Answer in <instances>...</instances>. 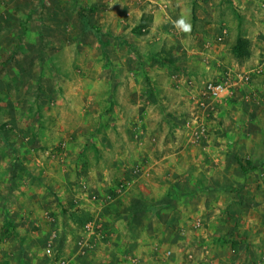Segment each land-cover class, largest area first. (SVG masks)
<instances>
[{
    "label": "rangeland",
    "instance_id": "obj_1",
    "mask_svg": "<svg viewBox=\"0 0 264 264\" xmlns=\"http://www.w3.org/2000/svg\"><path fill=\"white\" fill-rule=\"evenodd\" d=\"M120 253L264 264V0H0V264Z\"/></svg>",
    "mask_w": 264,
    "mask_h": 264
},
{
    "label": "built area",
    "instance_id": "obj_2",
    "mask_svg": "<svg viewBox=\"0 0 264 264\" xmlns=\"http://www.w3.org/2000/svg\"><path fill=\"white\" fill-rule=\"evenodd\" d=\"M206 93L209 97L218 100L222 99L230 94V88L227 83L223 82H209L206 85ZM46 254L50 257L53 255L52 248L46 250ZM62 264H68V262H62Z\"/></svg>",
    "mask_w": 264,
    "mask_h": 264
},
{
    "label": "crops",
    "instance_id": "obj_3",
    "mask_svg": "<svg viewBox=\"0 0 264 264\" xmlns=\"http://www.w3.org/2000/svg\"><path fill=\"white\" fill-rule=\"evenodd\" d=\"M91 239L90 237L87 235L86 238H84V242H83V246H82V249H80V253L81 254H84L86 252H89L90 251V248L93 246L91 244V242H89ZM89 249V250H88ZM119 256H124V259L126 260V264H136V260H134V258L136 259V257H134L133 254H130V253H123V254H118V257ZM99 257V256H97ZM123 259V258H122Z\"/></svg>",
    "mask_w": 264,
    "mask_h": 264
},
{
    "label": "clouds",
    "instance_id": "obj_4",
    "mask_svg": "<svg viewBox=\"0 0 264 264\" xmlns=\"http://www.w3.org/2000/svg\"><path fill=\"white\" fill-rule=\"evenodd\" d=\"M180 24L183 26L185 31H190L191 25L186 23L183 19L180 21Z\"/></svg>",
    "mask_w": 264,
    "mask_h": 264
},
{
    "label": "trees",
    "instance_id": "obj_5",
    "mask_svg": "<svg viewBox=\"0 0 264 264\" xmlns=\"http://www.w3.org/2000/svg\"><path fill=\"white\" fill-rule=\"evenodd\" d=\"M82 21H83V23L85 24V28L87 29V22H86V18H85V17H83ZM97 34H99V33H97Z\"/></svg>",
    "mask_w": 264,
    "mask_h": 264
}]
</instances>
